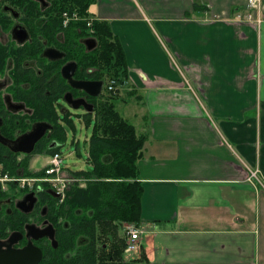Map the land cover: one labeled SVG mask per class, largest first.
Returning a JSON list of instances; mask_svg holds the SVG:
<instances>
[{
	"label": "crops",
	"instance_id": "crops-1",
	"mask_svg": "<svg viewBox=\"0 0 264 264\" xmlns=\"http://www.w3.org/2000/svg\"><path fill=\"white\" fill-rule=\"evenodd\" d=\"M248 2L90 9L120 40L134 98L126 113L139 124L125 120L146 137L138 229L147 264H264V0L260 25L246 21Z\"/></svg>",
	"mask_w": 264,
	"mask_h": 264
},
{
	"label": "flooded vegetation",
	"instance_id": "flooded-vegetation-1",
	"mask_svg": "<svg viewBox=\"0 0 264 264\" xmlns=\"http://www.w3.org/2000/svg\"><path fill=\"white\" fill-rule=\"evenodd\" d=\"M71 8L72 0H0V261L32 245L41 250L42 264L71 234L61 211L64 198L30 164L50 161L57 150L65 158L66 125L94 114L109 94L113 73L103 40L93 30L99 20L86 23ZM86 83H102L98 96L74 87ZM67 97L93 106V112L74 110ZM15 142L21 150L11 146ZM5 163H15L16 169ZM47 229L57 248L49 236L37 239ZM85 240L78 237L76 243Z\"/></svg>",
	"mask_w": 264,
	"mask_h": 264
},
{
	"label": "trees",
	"instance_id": "trees-1",
	"mask_svg": "<svg viewBox=\"0 0 264 264\" xmlns=\"http://www.w3.org/2000/svg\"><path fill=\"white\" fill-rule=\"evenodd\" d=\"M96 1L72 0L70 11L88 23L89 10ZM93 30L103 40L106 64L113 72L109 79H119L121 75L128 80L125 52L110 25L95 21ZM108 93L94 114L84 119L87 124L95 123L88 143V162L92 170L79 171L73 176L84 179L86 187L70 184L61 204L71 234L60 241L56 256L47 257L42 264H147L143 251L139 259L128 261L124 257L128 237L126 240L119 236L124 225L138 227L141 224L143 186L138 179V162L146 137L138 135L135 126L116 110L114 94L117 91ZM77 148L79 150V144ZM56 153L59 151L53 155ZM6 166L10 171L16 169L15 163ZM78 237H85V244H77Z\"/></svg>",
	"mask_w": 264,
	"mask_h": 264
},
{
	"label": "rangeland",
	"instance_id": "rangeland-1",
	"mask_svg": "<svg viewBox=\"0 0 264 264\" xmlns=\"http://www.w3.org/2000/svg\"><path fill=\"white\" fill-rule=\"evenodd\" d=\"M259 9L261 11V7ZM260 11H258L257 16H256V13H254L253 11V13H251L252 17L250 18V20L246 19V21L250 22L251 24L260 25L261 23L260 21L261 17L259 16ZM89 13H90V16L93 17L90 10H89ZM76 16H78L77 13H76ZM118 78L119 79H109L107 81V86L112 85L114 87V90L111 92L117 91V93L114 94L115 97H117V100L115 101L116 110L120 113L122 117L123 116L125 117L124 119L129 120V122L133 124H137V123L139 124L138 116L134 119V117H129V115H127L126 113V110L129 109L125 107L126 103H131L129 105H133L132 103H134V101L132 100L134 98L130 99V97L128 96V93L133 92L132 86L130 85V82L128 80H125L123 77H121V75ZM94 126H95L94 121H92L90 124H87L86 122L81 123L78 120H76V122H74L71 125H66L68 140H67V146L66 148H64L63 153L65 154L64 162H65V167L67 170L63 171L61 175L63 179L67 180L66 187L64 188L65 195H66V190L67 188H69L70 184L79 183L80 187H86V181L84 179L74 177L73 173H76L79 171L87 172V171L92 170V166L88 162L89 160V154H88L89 144L88 143L93 133ZM78 142H79V150L78 148L76 149L75 147V145L77 144L73 145V143H78ZM69 152H75V153H69ZM37 160L38 159L31 162L30 164L31 169H33V167H36L37 173H40L41 170H42V173H44L45 167L49 164V161L43 160V159H39L38 161ZM18 178L23 179V177H18ZM130 227L134 228L135 226L128 225V224L124 225V228L121 229V231H119V236L127 240V231H128L127 229ZM135 228L138 229L139 226ZM141 255H142L141 243H140L139 253L137 252L134 254H127L126 250L124 252V257H126L128 261L137 260L140 258Z\"/></svg>",
	"mask_w": 264,
	"mask_h": 264
},
{
	"label": "built area",
	"instance_id": "built-area-1",
	"mask_svg": "<svg viewBox=\"0 0 264 264\" xmlns=\"http://www.w3.org/2000/svg\"><path fill=\"white\" fill-rule=\"evenodd\" d=\"M261 7V1L260 0H249L248 2V8L254 13H258L260 11ZM251 14L246 17V19L251 18ZM114 90V87L112 85L107 86V92H111ZM65 158L60 153H56L52 156L51 160L49 161V164L45 167V178L46 181L53 184L54 188L57 189L58 193L61 194L62 198L65 196V187L67 184V180L62 178L63 171L67 170L65 167ZM256 177V173L253 175ZM1 181V176H0ZM127 237H128V244L126 248L127 254H134L140 252V239L141 235L144 233V231L140 229H136L135 227H130L127 229Z\"/></svg>",
	"mask_w": 264,
	"mask_h": 264
},
{
	"label": "water",
	"instance_id": "water-1",
	"mask_svg": "<svg viewBox=\"0 0 264 264\" xmlns=\"http://www.w3.org/2000/svg\"><path fill=\"white\" fill-rule=\"evenodd\" d=\"M98 84H99V89L97 86ZM88 85L90 86V88L97 90V91H95V92L90 91L88 89ZM101 85H102V83H86L84 85H81V86L77 85L74 87L77 89L85 90L91 96H98ZM67 100L70 103V105L72 104L74 110H78L79 108L84 107V109L87 112H90V113L93 112V106H88V105L82 104V103L77 102V101H72L71 98H69V97H67ZM31 137H33L35 140H38V138H40L39 136L37 137V135L35 133H33L31 135ZM19 145H20V142H15V144L11 145V146L12 147L14 146L13 148H15V150L18 151V150H21L20 148H18ZM34 231H35L34 229H30V232H34ZM41 233H42V235H39L37 237V239H41L43 237L49 236L53 242V246L55 248H57L58 243L55 240L54 233H51V230L47 229ZM5 256H6L5 259L0 261V264H40V262L42 260L41 250L32 246V245H29L28 247H26L25 249L20 250V251L8 252Z\"/></svg>",
	"mask_w": 264,
	"mask_h": 264
},
{
	"label": "bare ground",
	"instance_id": "bare-ground-1",
	"mask_svg": "<svg viewBox=\"0 0 264 264\" xmlns=\"http://www.w3.org/2000/svg\"><path fill=\"white\" fill-rule=\"evenodd\" d=\"M67 121V120H66Z\"/></svg>",
	"mask_w": 264,
	"mask_h": 264
}]
</instances>
